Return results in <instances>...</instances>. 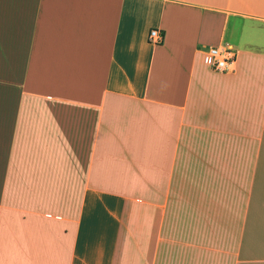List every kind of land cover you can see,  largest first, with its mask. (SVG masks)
<instances>
[{
	"label": "crops",
	"instance_id": "crops-1",
	"mask_svg": "<svg viewBox=\"0 0 264 264\" xmlns=\"http://www.w3.org/2000/svg\"><path fill=\"white\" fill-rule=\"evenodd\" d=\"M0 264H264V0H0Z\"/></svg>",
	"mask_w": 264,
	"mask_h": 264
},
{
	"label": "built area",
	"instance_id": "built-area-1",
	"mask_svg": "<svg viewBox=\"0 0 264 264\" xmlns=\"http://www.w3.org/2000/svg\"><path fill=\"white\" fill-rule=\"evenodd\" d=\"M163 32L158 28H151L147 34V41L153 45L163 42ZM207 53L210 56L211 66L214 70L227 72L236 60V53L230 47L212 46Z\"/></svg>",
	"mask_w": 264,
	"mask_h": 264
}]
</instances>
